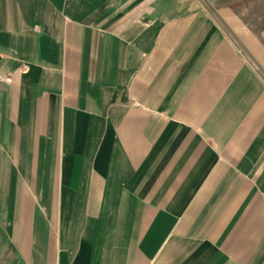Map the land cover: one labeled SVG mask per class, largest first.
<instances>
[{"label": "crops", "instance_id": "1", "mask_svg": "<svg viewBox=\"0 0 264 264\" xmlns=\"http://www.w3.org/2000/svg\"><path fill=\"white\" fill-rule=\"evenodd\" d=\"M0 264H264V0H0Z\"/></svg>", "mask_w": 264, "mask_h": 264}, {"label": "built area", "instance_id": "2", "mask_svg": "<svg viewBox=\"0 0 264 264\" xmlns=\"http://www.w3.org/2000/svg\"><path fill=\"white\" fill-rule=\"evenodd\" d=\"M0 82L12 83L13 82V74L12 73H4L0 69Z\"/></svg>", "mask_w": 264, "mask_h": 264}]
</instances>
